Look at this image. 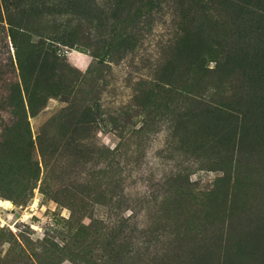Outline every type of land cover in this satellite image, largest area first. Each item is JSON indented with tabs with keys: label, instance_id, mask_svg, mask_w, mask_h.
I'll list each match as a JSON object with an SVG mask.
<instances>
[{
	"label": "rangeland",
	"instance_id": "1",
	"mask_svg": "<svg viewBox=\"0 0 264 264\" xmlns=\"http://www.w3.org/2000/svg\"><path fill=\"white\" fill-rule=\"evenodd\" d=\"M0 264H264V0H0Z\"/></svg>",
	"mask_w": 264,
	"mask_h": 264
},
{
	"label": "trees",
	"instance_id": "2",
	"mask_svg": "<svg viewBox=\"0 0 264 264\" xmlns=\"http://www.w3.org/2000/svg\"><path fill=\"white\" fill-rule=\"evenodd\" d=\"M192 30H194V29L192 28ZM29 47H33V46H29ZM15 48H16L15 59H16L17 68H18L20 77L23 79V76H24L26 69H27L24 61L21 59V53L23 51L21 48H17V46H15ZM38 51H39L38 55L35 56L36 60H39L42 62L47 58V56L51 57L52 59L55 58L52 52H49V51L41 52V50H38ZM40 55H42V56H40Z\"/></svg>",
	"mask_w": 264,
	"mask_h": 264
}]
</instances>
